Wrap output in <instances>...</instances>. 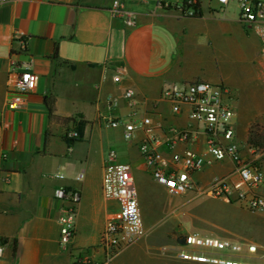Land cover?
Here are the masks:
<instances>
[{
	"label": "crops",
	"instance_id": "0c3cea01",
	"mask_svg": "<svg viewBox=\"0 0 264 264\" xmlns=\"http://www.w3.org/2000/svg\"><path fill=\"white\" fill-rule=\"evenodd\" d=\"M116 1L133 13V27L111 12ZM189 1L198 6L194 16L184 14ZM218 7L216 0H7L0 4V264H66L80 250L101 260L99 236L106 217L117 210L116 203L101 195L111 144L120 162L130 161L137 172L147 174L138 150L145 131L139 129L126 141L123 124L148 117L156 137L172 129L196 127L185 106L178 114L171 112L170 103L162 98L166 87L194 81L223 84L235 109L237 137L243 134L245 140L255 117L248 99L255 96L240 72L245 61L238 40L237 6L230 3L223 12ZM17 59L30 60L39 82L21 109L9 111L10 64ZM127 90L137 101L134 108L123 98ZM108 94L118 102L112 112L103 104ZM48 97L54 100L53 119L48 115ZM110 114L119 121L117 128L106 124L105 116ZM71 130L78 138L64 137ZM186 148L200 152L202 139L178 144L173 152ZM160 150L169 156L164 147ZM230 169L227 162L216 163L197 173L195 182L207 184ZM60 188L80 195L76 236L67 252L59 247V217L65 206L55 198ZM138 243L120 252L111 264H198L168 256L166 247L159 245L145 249L141 259L126 257ZM255 244L257 254L251 262L264 264V239Z\"/></svg>",
	"mask_w": 264,
	"mask_h": 264
},
{
	"label": "built area",
	"instance_id": "2783aa9c",
	"mask_svg": "<svg viewBox=\"0 0 264 264\" xmlns=\"http://www.w3.org/2000/svg\"><path fill=\"white\" fill-rule=\"evenodd\" d=\"M7 0H0V4ZM63 3L65 0H56ZM219 12L230 3H235L238 12V40L246 57L258 90L264 97V0H216ZM186 16L196 15L194 2L187 3ZM113 14L121 15L127 27L135 25L132 12L116 1ZM23 56H28L24 47ZM39 76L31 69L28 59L13 60L10 64L8 98L9 111L21 109L25 98L37 89ZM129 108L137 101L131 90L123 94ZM162 98L170 103L173 114H178L185 106L188 118L196 127L182 130L172 129L162 137L152 132L150 118L123 124V137L130 141L135 132L144 129V139L138 150L141 163L154 184L171 196L188 193L210 198L225 204H236L256 215H264V146L255 148L247 141L241 146L237 142L235 113L231 105L230 91L223 84L194 81L181 82L166 87ZM103 104L109 112L118 108L116 98L108 94ZM110 128H117L119 121L110 115L105 116ZM65 138L76 139L74 130L64 134ZM202 139V149L195 152L190 148L175 153L178 144L192 145ZM169 154L165 157L160 148ZM227 162L230 171L221 178H214L203 186H197L195 175L216 163ZM62 178V176H58ZM79 175L77 180H80ZM101 195L105 201L116 203L117 210L106 217L104 228L99 236L97 249L101 260L95 261L88 251L80 250L71 256L66 264H111L116 256L132 246L146 234L139 204L132 165L120 162L114 144L107 151L106 163L101 179ZM55 198L65 203L59 217V247L69 251L76 236V207L80 195L71 189L60 188ZM184 244L174 250L175 258L198 264H254L251 260L257 254V245L242 240L222 239L188 233L183 236Z\"/></svg>",
	"mask_w": 264,
	"mask_h": 264
},
{
	"label": "rangeland",
	"instance_id": "374dc122",
	"mask_svg": "<svg viewBox=\"0 0 264 264\" xmlns=\"http://www.w3.org/2000/svg\"><path fill=\"white\" fill-rule=\"evenodd\" d=\"M243 59L245 62H241L240 72L247 89L251 90L255 96V99L254 97L248 99L250 100L248 108L253 111L255 117L247 127L245 140L243 134L237 139L241 146L244 145V141H247L249 132L259 135L264 133V97L258 90L246 57L244 56ZM250 114L252 116V113ZM236 122L237 118L235 119L237 127L238 123ZM124 163L132 165L130 161H124ZM134 175L146 234L132 249L133 251L129 255L126 254L128 258L141 259L145 249H151L152 246L158 245L166 247V255L173 257L174 250L180 245L178 241L188 233L242 240L253 244L259 239H264V218L252 214L236 204H225L192 193L171 196L154 184L148 173L137 172L135 168ZM210 181L211 179L207 182ZM196 184L197 186L205 185L200 181ZM112 208L113 206L108 204V209L112 210ZM236 235L242 237H236Z\"/></svg>",
	"mask_w": 264,
	"mask_h": 264
},
{
	"label": "trees",
	"instance_id": "16d2710c",
	"mask_svg": "<svg viewBox=\"0 0 264 264\" xmlns=\"http://www.w3.org/2000/svg\"><path fill=\"white\" fill-rule=\"evenodd\" d=\"M193 9L196 12L198 11L197 4L194 3ZM46 106H47L49 118L50 119L55 118V115H54V100L52 98L48 97L47 100H46ZM247 144L249 146H252V147H255V148H259L261 146H264V133L259 135V134H256V133L253 134L252 132H249V136L247 138ZM178 242H179L180 245L184 244L183 237Z\"/></svg>",
	"mask_w": 264,
	"mask_h": 264
}]
</instances>
